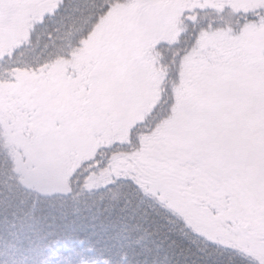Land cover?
I'll list each match as a JSON object with an SVG mask.
<instances>
[{
  "label": "trees",
  "instance_id": "trees-1",
  "mask_svg": "<svg viewBox=\"0 0 264 264\" xmlns=\"http://www.w3.org/2000/svg\"><path fill=\"white\" fill-rule=\"evenodd\" d=\"M230 5L0 0V264H264V238L242 237L247 226L261 230L258 219L232 212L225 236L208 202L211 194L220 204L218 190L248 161L258 179L264 152L245 124V108L264 103V46L255 49L246 30L252 12ZM228 32L247 39L233 49ZM121 54L149 61L158 86L122 88L107 66ZM225 67L232 71L216 73ZM62 81L59 110L48 93L56 98ZM94 85L106 95L100 105L88 99ZM18 154L20 165L37 158L19 169ZM195 163L203 183L188 201L168 180L174 187L175 170ZM58 178L68 179L63 191L43 189L41 180Z\"/></svg>",
  "mask_w": 264,
  "mask_h": 264
},
{
  "label": "flooded vegetation",
  "instance_id": "flooded-vegetation-1",
  "mask_svg": "<svg viewBox=\"0 0 264 264\" xmlns=\"http://www.w3.org/2000/svg\"><path fill=\"white\" fill-rule=\"evenodd\" d=\"M124 37L125 38L127 37L126 33ZM107 66H109L110 70H115V73L119 75V81L121 80L122 88H123L124 81L127 83L130 82L133 86H142L143 90H146L149 87L151 88L152 85L158 86V84L155 83L153 80L152 73L148 72L151 66L153 67V65L149 61L144 62L141 55L135 57L132 54H128V55L121 54L119 56V60H112V62H110ZM107 66L105 65V68ZM65 75H66L65 72H62V75L58 77L64 78ZM50 77H56V76L50 75L47 77L46 80H48ZM147 79H150L148 84H147ZM55 88L56 90H59V93L55 94L54 89H52V91L58 97L56 96V98H52L51 97L52 92L48 94H50L51 100H56V99L59 100V103H60L59 110H60L61 106L64 107V105L62 104V100L64 99V96H65L64 81H62V83ZM130 89L131 91H136L137 93L139 92L138 90L133 88L131 85H130ZM259 101L260 100L256 102L257 104L256 106L252 104L249 105L251 109L250 111L251 112L257 111V114H254V113L249 114L248 113L249 108L248 109L245 108L248 115L251 116V117L248 116L249 120H245V124H246V130L248 131V133L249 132L254 133V136H256V138L258 139V141H251V146H258L259 149L264 150V124H262L263 132L260 131L258 127L259 122L262 121L264 123V108L263 109L257 108ZM86 120L91 121L95 124L97 123L96 118L92 120H89V119H86ZM83 124H84V121L82 119H78L76 123L72 124V128L74 130H77L79 126ZM87 136H89V134H87ZM166 137H168V134L166 135ZM97 147L98 145H96L93 149H91V151H93ZM138 151H135V152L137 153ZM142 155L145 156L143 153ZM261 158H262V161L259 164L258 168L256 166L257 173L255 172V174L259 176L258 179L252 180L248 176L249 169H253L252 165H254L253 162L251 164L248 161L247 163L248 168L245 165V170L247 172L241 173L240 168H239L238 173L236 171V173L233 175L235 178L233 181L226 177V179L231 181V183L224 182L225 190L219 189L220 188L219 182H216L218 184V187L216 189H219L218 194L216 195L222 197V201L219 204V201H217L216 198L211 194L210 196L212 197L208 201L209 203L215 202L217 206L220 208V213H215L214 214L215 217L223 218V219L229 218L230 215L232 216V212H233L234 214L233 216L238 217L239 220L241 216V220L243 219V220L255 221V218H257V213L262 207H264V201L261 200V193H260V176H261L262 171H264V152ZM125 161L127 162L128 159H125ZM195 165L198 167L200 163H195L193 165H187L186 173L183 172L182 170H180L179 172V168L175 170L174 175L177 174V179H176L177 184L174 185L173 187V185L170 183V179L168 180V186H169L168 189L171 193L174 194L175 193L174 190H177L181 196L190 198L191 189L198 187V184H199L198 180L195 179L194 177L197 175V171H199V169L195 167ZM170 172H171V168L169 167L168 164H165V168L162 169V174H164L166 177H170ZM211 191H217V190H211ZM227 194L230 195L231 198H233V202L229 205V209L231 210L229 214L223 213V212H228L225 206V201L227 200V198H229ZM202 196L208 197V194H204V192H202ZM234 211L237 213V216L235 215ZM239 228L241 227L239 226ZM242 233H243L242 237L244 239H247L249 237V234L251 233L252 234L256 233L260 237L264 236V231L260 230L259 232H257V230L255 229L251 230V228H248V226H247V229L244 228V231Z\"/></svg>",
  "mask_w": 264,
  "mask_h": 264
},
{
  "label": "rangeland",
  "instance_id": "rangeland-1",
  "mask_svg": "<svg viewBox=\"0 0 264 264\" xmlns=\"http://www.w3.org/2000/svg\"><path fill=\"white\" fill-rule=\"evenodd\" d=\"M230 6L237 9V10H241L245 13H248V12H252V15H253V18H248L246 19V30L250 29L251 30V41H252V45L255 49H260L262 46H264V0H233L231 2L230 0ZM119 11L118 10H115L114 12H111V13H108L107 16L111 15V14H115V13H118ZM15 27H18V25H16ZM25 28L22 27V30H24ZM217 33L219 34V31L217 30ZM241 34V33H240ZM239 33L235 34V33H229L228 34H224L225 35V41H227L228 43H231L233 45H231V47L233 49H236L239 45V40L241 39H247L246 37H243V35H240ZM230 46V44H229ZM261 64L264 66V62L261 61ZM110 78H104L103 76H100L99 77V80L107 83L109 81ZM101 82H99L100 84ZM105 83H103V85H105ZM101 85V84H100ZM96 85L93 86V89L91 91V93L88 95V99L90 101H92V103L94 104H98L100 105V100H103L106 95L103 93V88L102 87H97L99 88L102 93H103V97H101L100 93H99V90H96ZM258 109H263L264 108V103H263V107L258 104ZM241 109H243V107H241ZM250 107H249V111L248 113H254V114H257V111H254V112H251L250 111ZM262 124H264L262 121L259 122V129L260 131L263 132V126ZM19 149H20V143H19ZM109 152V151H108ZM18 157V165H19V169H20V155L18 154L17 155ZM203 177V175H202ZM202 177L200 178H197L198 180V188L200 187L201 188V183H203V180H202ZM47 185L50 187V188H57L59 189L57 183H54V184H51V183H47ZM188 200V199H187ZM189 201V200H188ZM233 202V198L229 197L227 198V200L225 201V206H226V209L228 210V212H223L225 214H229L230 213V209H229V205ZM228 204V205H227ZM215 213H220L218 211H216ZM226 221H224L223 218H219V221H218V230L221 232V233H224L225 236L227 235H230L231 233L227 231L226 228H228V225L229 227L232 228V226L234 225V222H231L230 221V218H225ZM221 223V224H219ZM232 223V225L230 224ZM220 235V234H219ZM233 237H235L233 234L231 235Z\"/></svg>",
  "mask_w": 264,
  "mask_h": 264
},
{
  "label": "snow or ice",
  "instance_id": "snow-or-ice-1",
  "mask_svg": "<svg viewBox=\"0 0 264 264\" xmlns=\"http://www.w3.org/2000/svg\"><path fill=\"white\" fill-rule=\"evenodd\" d=\"M130 6L136 7L137 5L132 4ZM261 61L264 62V48L261 49ZM215 71L219 75H226L232 71V68L225 67L224 69H219ZM260 193H261V200L264 201V171H262L261 176H260ZM257 219L259 221V228L261 229V231H264V207H262L257 213Z\"/></svg>",
  "mask_w": 264,
  "mask_h": 264
}]
</instances>
